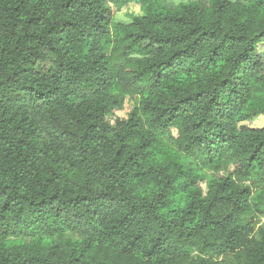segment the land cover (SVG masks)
I'll return each instance as SVG.
<instances>
[{
    "label": "trees",
    "instance_id": "trees-1",
    "mask_svg": "<svg viewBox=\"0 0 264 264\" xmlns=\"http://www.w3.org/2000/svg\"><path fill=\"white\" fill-rule=\"evenodd\" d=\"M28 2L0 0V125L11 126L7 135L0 134V144L7 155L17 146L26 147L25 140L19 138L25 122L31 137L38 139L37 133L43 129L38 124L33 127L35 118L29 121L28 116L21 117V109L31 108L38 113L49 108L55 113L50 121L57 123L52 125L55 131L48 135L60 147L66 145V155L56 157L51 149L45 152L46 143L44 147L33 143L36 158L28 168L41 159V154L52 155L54 164L67 162L76 170L73 183L79 182L84 192L76 191L70 199L60 200L52 191L60 175L53 171L51 176L42 177L50 195L29 204L30 208L35 205L32 212L36 220L52 213L63 228L70 230L68 239L84 223L96 232L114 221L111 235L118 239H112L109 247H118L128 234L133 237L128 241L131 250L146 245V256L151 258L163 251L174 258V264H264V226L256 227L254 220L264 216V176L249 179L258 168L264 170V140H259L247 156L240 151H248L259 139H252L245 148L240 144V133H262L264 128L246 123L237 127L234 113L247 103L238 96L243 83L239 74L232 80L220 79L207 95L194 90L183 98L193 101L195 97L184 112L202 104L204 119L193 120L180 136L169 122L178 121L184 112L164 108L163 100L153 103L148 99L156 95L167 98L172 89L182 88L185 80L197 72H222L218 49L243 47L239 59L247 62V71H259L264 66V41L253 38L245 44L244 36H229L217 29L227 23V0H198L195 10L188 14L183 9L164 6L166 0L164 5L161 0H147L154 13L151 28L123 35L103 27L100 22L108 20L102 13H96L97 22L89 27L78 26L70 15L85 9L84 3L77 8L78 0H58L53 15L59 12L62 18L52 20L46 35H42L30 30L36 29L44 17L38 9L26 15ZM133 2L139 4L141 0H127L125 6ZM104 13L111 14L108 9ZM84 23H89L87 17ZM60 44L67 46L61 62L41 76L36 65L47 67L45 59L49 53L56 55ZM44 48L48 52L40 51ZM73 48L83 52L84 59L72 58ZM204 48L212 52L206 63H202L203 56L196 55ZM173 49L176 51L168 56ZM138 54L153 62L137 60ZM89 57L83 76H75L81 72L78 65H84ZM186 63L188 67L182 68ZM142 64H146L143 69ZM32 73L50 83L43 88L35 80L20 83ZM233 75L228 73L229 77ZM126 98L135 99L133 109L125 119L111 120ZM249 115L253 118L247 122H252L264 112ZM245 119L241 116V120ZM15 120L19 123L14 124ZM73 137H78L77 143H71ZM238 152L242 157L239 163ZM100 153L110 156V162L98 166L94 157ZM225 164L232 169L227 170ZM16 179L23 177L18 173ZM27 200L9 194L0 212L11 213L18 208L22 211L21 205ZM52 201L58 203L53 205ZM60 231L55 221L37 223L36 232L44 238L33 240L25 232L5 228L0 233V243L13 247L25 240L38 243L42 249L59 248L45 240ZM42 260L40 255L29 256L23 264H42ZM75 260L87 264L80 255Z\"/></svg>",
    "mask_w": 264,
    "mask_h": 264
},
{
    "label": "clouds",
    "instance_id": "clouds-1",
    "mask_svg": "<svg viewBox=\"0 0 264 264\" xmlns=\"http://www.w3.org/2000/svg\"><path fill=\"white\" fill-rule=\"evenodd\" d=\"M126 2L127 0H123V2H119V0H78L77 8L79 3H84L85 9L74 11L70 15L73 19L78 21V26L89 27L91 23L97 22L96 13H102L108 20L107 23L103 21L100 22L103 27L108 28L110 32H119L121 35L128 31L150 29L152 19L154 18L151 4L148 3L147 0H141L137 5V7L141 9L139 15L123 17L116 10L118 8L124 10ZM197 3L198 0H166V5H164V0H161V4L167 6L169 9H183L184 14L194 11ZM208 6L210 7L211 5L209 4ZM56 8H58V0H29L25 9L26 15H31L33 10L38 9L39 14L44 17L37 25L36 29L30 30L39 31L42 35H46V29L50 26L51 21L62 18L59 12L53 15V10ZM104 9H108L111 14L104 13ZM224 16L227 23H222L217 26V29L221 33H227L229 36H244L246 38L245 44L253 38L264 41V36H261V33H264V0H227ZM84 17H87L88 24L84 23ZM145 17H148V19H145ZM201 19H203V15ZM192 26L197 27L195 24ZM21 28H23V25H21ZM169 34H171V30H169ZM48 38L52 39V37ZM56 47V55L49 53L44 61L47 67H42L41 64L36 65V69L40 71L41 76H44V74L48 72V68L55 70L57 65L61 62L63 50L66 49L67 46L65 44H60ZM103 50L104 49H102V51ZM40 51L48 52V49L44 48ZM174 51L176 50L173 49L172 51H168L167 55L171 56ZM218 51L221 52L220 63L223 65L222 72L215 73L207 70L197 72L195 77H190L185 80L182 88L172 89L171 95L167 98L156 95L155 99L151 96L148 99L152 100L153 103H155L156 100H163L164 103L162 106L164 108L171 109L175 107L178 112H184L188 104L196 99L195 97H193V101L183 99L185 96L190 95L192 91H205L207 95L211 92L213 87L217 86L220 79L228 78L232 80L235 79L236 74H239L240 80H242L243 83L239 85L240 92L238 96L246 100L247 103L240 107L239 111L234 113V120L237 122V127H239V124L246 123L247 119L253 118L249 114L264 112V66L256 72L247 71V62L239 59L241 53L244 51L243 47L223 51L218 49ZM196 55L203 56L204 60L202 63H206L207 58L212 56V52L210 48H204L199 50ZM71 56L72 58L79 56L81 59H84L83 52L75 48H73ZM135 58L137 60L147 59L149 63L153 62L152 58H147L144 55L138 54ZM159 58L163 59L164 57L161 56ZM90 61L91 57L88 58L84 65H78L81 67V72L75 73L74 75L83 76V69L88 66ZM234 65L237 67L234 68ZM140 67L143 69L146 67V64H142ZM187 67V63L182 65V68L186 69ZM230 71L234 73L231 77L228 76ZM33 80H35L36 84H39L41 88H43L44 84L50 83L47 80L41 81L34 73L26 75L20 80V83L27 84L31 83ZM36 84H33V87H36ZM37 102L40 103V101ZM204 103H207V100H204ZM234 103H236V101H234ZM16 107L20 106L17 105ZM13 110H15V108ZM54 114L55 113L47 107L42 108L38 113L31 108H22L20 112L21 117L26 115L29 121L35 118L33 127L38 124L43 131L37 133L38 139H34L30 135L31 129L27 127L28 122H25V125L20 129L19 138L25 140L26 147L17 146L11 151L10 155H7L4 153L5 146L0 144V208H2L9 194L16 196L18 200H23L25 197L28 198L27 202L21 205L22 211L18 208L11 213L0 212V217H2L0 218V233H2L5 228H9L17 232H25L30 235L33 240L43 239V234L36 232V224L41 222L43 224H52L55 221L61 228V231L57 235L49 237L45 240V243H55L60 245V247L42 249L38 243L29 244L26 243L25 240H19V243L13 247H6L0 243V264H23L27 257L37 255L43 257L42 264H68L69 260L72 261V264H79V262L75 260L77 255L81 256L82 261H87V264H174V258L163 251L151 258L146 256V245H142L137 250H131L128 241L133 237L128 234L124 235V239L120 241L118 247H109V243L112 239H118L111 235V223L114 221L106 223L103 228H100L99 231L96 232L91 230L88 223H84L77 229V234H74L72 239H68L67 237L70 230L63 228V225L60 224V221L57 220L52 213L44 215L41 220H36V216L32 212V208H34L35 205H32V208H30L29 204L33 200L39 201L41 199H46L50 195L44 188L42 177L51 176L53 171H56L61 177L52 189V191L60 197V200L70 199L76 191H80L81 194H84L83 190L80 189V183H73L76 181V170L69 168L67 162H62L60 164H54L52 162V155L56 157H63L66 155V145L60 147L59 142H54L53 137L48 135L49 132L55 131L52 125L57 123V121H50V117ZM241 116H245L246 119L241 120ZM197 118L204 119L202 104L188 109L178 121L169 122V127H175L177 135L180 136L181 133H183L184 127L191 124L192 121ZM13 123H19V120H15ZM10 127V125L7 127L0 125V134L7 135ZM261 127L264 128V125H261ZM240 136L242 137L240 144L245 148L248 147L252 139L259 137L256 143L252 144L251 148H248V151H243V148H240L244 156H247L252 148L257 146L259 140H264V132H243L240 133ZM13 142L15 143V141ZM77 142L78 137H73L71 143ZM33 143H35L37 147H44L46 143L45 152L51 149L52 155L44 156L41 154V159L37 160L32 168H28V165H32L33 160L36 158L32 146ZM237 147L239 148V145ZM233 151H237V148H234ZM25 157H27V159H25ZM94 158L98 166L110 162V156L105 157L103 153H100L99 156ZM241 159L242 157L238 152L236 157L237 163H239ZM22 168L25 170L22 171ZM18 173L23 179H16ZM258 176H264V170L258 168L257 173L249 179H258ZM69 189L71 191H68ZM261 190L264 191V185H261ZM56 203H58V201H52L53 205ZM34 220H36V223H33ZM85 229H88L87 234H85ZM2 239L3 237H0V240ZM17 239H19V237H17ZM52 252H54L55 255H48V253ZM81 253L83 255H81ZM5 257H7L6 261L4 259Z\"/></svg>",
    "mask_w": 264,
    "mask_h": 264
},
{
    "label": "rangeland",
    "instance_id": "rangeland-1",
    "mask_svg": "<svg viewBox=\"0 0 264 264\" xmlns=\"http://www.w3.org/2000/svg\"><path fill=\"white\" fill-rule=\"evenodd\" d=\"M137 3H129L128 5L125 6L124 10L121 9H117L116 11L121 14L123 17H130V16H134V15H139L141 12V9L139 7H137ZM136 101L135 99L132 98H126V100L124 101V103L122 104L120 109H117L113 112L112 116L110 117L111 120H113L116 117L119 118H123L125 119L126 116L130 113V111L133 109L134 105H135ZM246 124L251 125V126H261L264 125V116H260L257 119H255L252 122H246ZM225 168H227V170H231V166L228 164L224 165ZM222 174H224V172H221ZM256 222V227L258 226H264V216L263 215H259L258 217H256L255 219Z\"/></svg>",
    "mask_w": 264,
    "mask_h": 264
}]
</instances>
